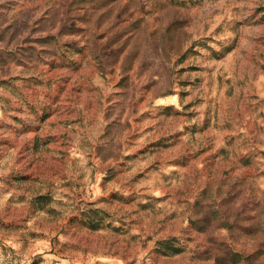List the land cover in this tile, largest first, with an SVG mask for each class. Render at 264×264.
<instances>
[{
  "label": "rangeland",
  "instance_id": "rangeland-1",
  "mask_svg": "<svg viewBox=\"0 0 264 264\" xmlns=\"http://www.w3.org/2000/svg\"><path fill=\"white\" fill-rule=\"evenodd\" d=\"M68 51L101 84H69L76 154L33 149L0 171V264H264V0H0V79ZM176 133L183 162L220 142L232 162L200 161L197 197L189 177L163 186Z\"/></svg>",
  "mask_w": 264,
  "mask_h": 264
},
{
  "label": "crops",
  "instance_id": "crops-1",
  "mask_svg": "<svg viewBox=\"0 0 264 264\" xmlns=\"http://www.w3.org/2000/svg\"><path fill=\"white\" fill-rule=\"evenodd\" d=\"M63 39L70 41V34L63 36ZM69 53V51L65 52V56H63L68 61L66 65L52 68L42 63L36 69L33 78L26 77L28 82L25 84H23V80L14 83L4 77L0 79V83L3 81V85H5V88H2V84L0 85V171L10 170L16 165L21 166L20 157H17V163L7 159L10 156L16 157L23 153L28 155L33 149L44 148L49 150L50 153L46 152L45 155L54 157L55 161H58L64 155L70 157L79 150V145L75 143V139L79 137V132L84 130L81 120L83 123L86 122L82 117L84 106L81 99L78 98L80 97L78 93L80 91L79 85L82 82L80 77L87 74L89 76L87 77L89 79L88 83L95 90L101 84L100 76L102 72L93 66H83L84 63L86 64V59H92L87 51H81L80 54L75 55L76 60H81L82 68L72 69L68 59L73 57L68 56ZM22 70L23 67H18L14 71ZM41 72L44 73L43 76ZM73 82H76L75 90L78 91L75 92L77 96L71 98L70 101L68 100L69 84L71 83L72 86ZM115 82L112 83L116 84ZM113 103L114 101H110V104ZM163 105V109H165L167 106L175 104L171 102L168 105L164 102ZM43 110H47V116L44 120L41 117L44 113ZM174 135L175 137L168 142L170 144L169 151H172L169 153L171 157L170 161L167 162L169 164L164 163L166 166H163V170L165 168L164 171L171 173L173 178H169L168 174H165L164 180H168V182H165L166 184L164 183L163 186L169 187L173 184V186L178 187L182 183L185 185L189 177L190 194L194 193L193 197H197L198 191L193 192L191 190L192 187L196 186V178L192 180L193 172L191 170H194L196 174L200 161L204 163V166H201L204 171H215L219 167L223 169L229 163L232 165V162L228 161L226 156V158H223V153L226 151L221 142L217 147L213 145L204 150H199L197 147L190 149L188 159L183 162V153L178 148V145L183 142L181 140L182 134L176 133ZM71 142H74V145ZM72 151H75V153H70ZM33 156L37 158V154ZM33 164L35 165V163ZM54 174L49 175L47 173L43 176L45 178L52 176L62 178L61 172L54 170ZM38 175L35 172V177ZM164 196L169 200V194L165 193Z\"/></svg>",
  "mask_w": 264,
  "mask_h": 264
},
{
  "label": "trees",
  "instance_id": "trees-1",
  "mask_svg": "<svg viewBox=\"0 0 264 264\" xmlns=\"http://www.w3.org/2000/svg\"><path fill=\"white\" fill-rule=\"evenodd\" d=\"M96 213H97V211H96ZM94 227H97V224H96ZM161 245H162V244H161ZM163 245H165L166 248H169V251H168L167 253H170V254H171V253H178V252L181 251V250L178 249V248H174L172 245H170L169 242H164Z\"/></svg>",
  "mask_w": 264,
  "mask_h": 264
}]
</instances>
